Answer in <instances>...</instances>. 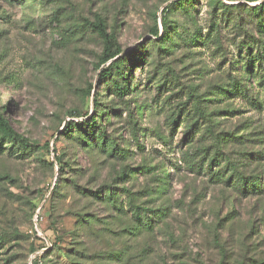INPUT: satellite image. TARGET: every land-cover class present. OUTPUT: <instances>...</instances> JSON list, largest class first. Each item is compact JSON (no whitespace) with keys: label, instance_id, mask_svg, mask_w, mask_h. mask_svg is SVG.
Listing matches in <instances>:
<instances>
[{"label":"rangeland","instance_id":"374dc122","mask_svg":"<svg viewBox=\"0 0 264 264\" xmlns=\"http://www.w3.org/2000/svg\"><path fill=\"white\" fill-rule=\"evenodd\" d=\"M174 1L0 0L3 114L66 163L61 172L37 151L0 143V238L12 240L0 248V264H71L66 255L73 247L83 252L72 257L77 264L264 262V193L245 197L213 183L185 162L201 164L197 153L211 141L199 134L192 146L184 143L186 126L197 121L228 137L223 153L239 173L262 176L264 187V33L249 10L264 0H194L162 13ZM164 15L172 30L155 41L152 31L158 27L162 37ZM96 17L124 53L145 60L133 68L124 99L100 85L104 43L85 24ZM233 84L248 96L221 103L220 93ZM189 93L206 125L193 115ZM94 95L109 112L100 123L124 152L119 160L63 136L66 122L94 115ZM106 186L115 187L122 210L89 197ZM131 202L151 212L154 232L130 234ZM159 211L164 218L153 214Z\"/></svg>","mask_w":264,"mask_h":264},{"label":"trees","instance_id":"16d2710c","mask_svg":"<svg viewBox=\"0 0 264 264\" xmlns=\"http://www.w3.org/2000/svg\"><path fill=\"white\" fill-rule=\"evenodd\" d=\"M194 0H176L172 2L169 6L166 7L162 13L169 12L174 7L186 8V6L190 5ZM249 3H252L251 0H246ZM227 8V7H226ZM251 15L255 18L257 25L259 27L260 32L264 33V1L255 6L249 8ZM162 16V37H160V31L158 27H155L152 31V35L155 41H162L165 37L167 38L170 34V25L167 21L166 16ZM164 17V18H163ZM85 24L95 32L104 43V55L100 59L99 64L97 65L98 69H102L99 74V82L100 85L106 84L111 91V94L124 99L131 95V82L133 79L132 70L135 65L139 64V68H142L145 60H140L135 58L133 51L123 52L122 49L117 45L115 35L113 33H109L107 26L104 21L100 17H96L94 22L86 21ZM160 37V38H159ZM159 38V39H158ZM197 45L200 46L201 39L197 37L196 40ZM250 51V49H249ZM128 53V54H126ZM104 66V68H102ZM106 66V67H105ZM250 82L252 78V74H248ZM92 90L90 89L87 93L88 96H91ZM237 94H241L244 97H247L248 94L244 92V90L238 85L233 84L227 90H224L219 95V101L222 102H230L233 101ZM94 115L88 116L79 122L69 121L65 123L63 128V136L71 138L75 140L80 146L84 148H97L101 152L108 155L110 160H119V158L124 157V152L120 149L119 145L112 140L103 129V125L100 122L105 121V119L109 118V112H107V108L103 107V103L100 101L97 95H94ZM195 95L188 94V102H192L194 104L195 112L194 116L199 114L200 118L206 120L205 125L208 123L206 115H204L198 107L196 106V100L194 99ZM192 100V101H191ZM256 105H259L257 102ZM226 114L230 115L233 112H226ZM72 117L80 115L76 113L70 114ZM75 118V117H74ZM180 118L177 119L173 124L176 125ZM194 120V119H192ZM192 126V128H191ZM187 125L188 133L186 139L184 141L185 144H189L192 146L199 134H202V138L207 137L209 141H211V146L203 149L200 153H197V159H201V164L194 165L192 164V160L185 159L186 164H188L191 169L197 170L198 172H206L210 175V179L215 184H225L227 186L232 187L239 195L248 197L261 195L264 193L263 183L261 181L260 176H245L238 172V169L230 159L223 153V147L227 145L229 140L228 137H223L221 134H215L213 131H210L209 127H200L199 122H194L192 125ZM0 143L1 146L4 143L11 144L14 148H17L20 153L23 154H35L39 152L38 155L40 160L52 168L57 165L61 172H63L66 163L57 156V149L55 147H51L50 143H46L43 147L32 143L24 136L19 134L9 123L7 118L3 114V108L0 106ZM42 153V154H41ZM53 154L54 161H48L45 157H49ZM226 163L225 172L222 174L220 171H216V168L222 167V164ZM177 168L178 167L177 165ZM211 172V173H210ZM170 176L168 175L167 178ZM73 186L76 188L78 192L81 194H86L85 188H81L77 182H73ZM91 190L88 195L92 199L99 200L105 204H108L111 208L116 211L122 210L118 207L119 199L117 198V193L115 192V187L106 186L105 190ZM135 202V201H134ZM129 210L131 211V215L135 219V225L131 228L132 231L130 234L135 236H140L144 233L154 232V228L156 227L155 220L152 219L151 212L140 205H135V203L131 202L129 205ZM155 216L165 217V213L162 211L153 213ZM161 217V218H162ZM82 223H87L88 220L84 215L79 216ZM160 218V220H162ZM159 220V221H160ZM75 236V234H74ZM10 242H12L10 237H2L0 238V248H5ZM76 244V243H75ZM78 244V243H77ZM75 246V245H74ZM69 253L67 256L70 259L71 264H77L76 261L72 260L74 256H81L83 252L81 249L73 247L69 249ZM35 264H39L35 262ZM260 264H264L261 262Z\"/></svg>","mask_w":264,"mask_h":264}]
</instances>
